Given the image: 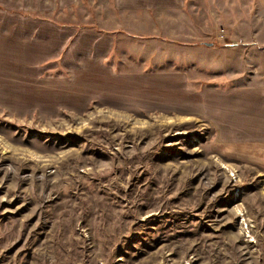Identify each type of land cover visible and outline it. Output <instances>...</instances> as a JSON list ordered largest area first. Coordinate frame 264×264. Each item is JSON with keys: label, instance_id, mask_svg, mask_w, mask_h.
<instances>
[{"label": "rangeland", "instance_id": "1", "mask_svg": "<svg viewBox=\"0 0 264 264\" xmlns=\"http://www.w3.org/2000/svg\"><path fill=\"white\" fill-rule=\"evenodd\" d=\"M43 15L112 37L123 72L264 88L258 0H76ZM263 161L264 143L220 138L197 113L0 110V264H264Z\"/></svg>", "mask_w": 264, "mask_h": 264}, {"label": "crops", "instance_id": "2", "mask_svg": "<svg viewBox=\"0 0 264 264\" xmlns=\"http://www.w3.org/2000/svg\"><path fill=\"white\" fill-rule=\"evenodd\" d=\"M74 1L0 0V110L16 115L80 112L95 102L174 110L205 116L227 141L264 143V88L199 91L188 86L182 72L118 70L110 60L112 37L43 15ZM114 1L119 8L137 10L171 9L183 2ZM258 2L264 7V0Z\"/></svg>", "mask_w": 264, "mask_h": 264}]
</instances>
